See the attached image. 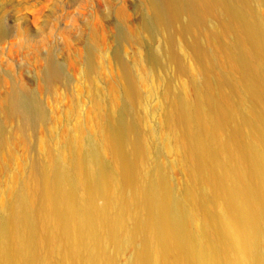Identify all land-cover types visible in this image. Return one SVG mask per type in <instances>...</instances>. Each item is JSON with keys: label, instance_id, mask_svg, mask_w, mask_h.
Here are the masks:
<instances>
[{"label": "bare ground", "instance_id": "obj_1", "mask_svg": "<svg viewBox=\"0 0 264 264\" xmlns=\"http://www.w3.org/2000/svg\"><path fill=\"white\" fill-rule=\"evenodd\" d=\"M143 4L144 29L162 40L157 63L179 78L160 97L185 183L171 182L157 129L144 126V75L120 63L121 100L94 106L93 133L76 127L10 176L0 264H264V0ZM43 78L62 79L54 59ZM5 116L25 131L45 111L15 87Z\"/></svg>", "mask_w": 264, "mask_h": 264}, {"label": "rangeland", "instance_id": "obj_2", "mask_svg": "<svg viewBox=\"0 0 264 264\" xmlns=\"http://www.w3.org/2000/svg\"><path fill=\"white\" fill-rule=\"evenodd\" d=\"M143 3L0 0V22L5 28L0 38V202L12 174L23 171L46 150L55 153L76 127L84 129V136L93 133L94 106L104 113L109 99L119 103L120 63L137 64L135 75H144L139 112L145 127L157 129L158 142H162L159 160L168 177L174 185L183 186L186 175L171 151L173 141L162 124L160 97L164 81L170 79L176 87L179 78L157 63L162 40L144 29L149 11ZM89 52L94 69L87 73ZM48 58L62 72V79L52 84L43 78ZM15 87L33 94L45 111V118L25 131L18 128L16 119L5 116V100ZM103 157L112 159L108 151ZM97 204L101 206L103 200L98 199Z\"/></svg>", "mask_w": 264, "mask_h": 264}]
</instances>
